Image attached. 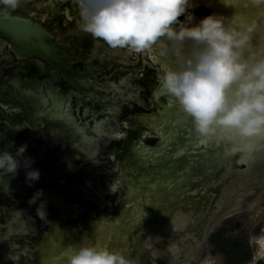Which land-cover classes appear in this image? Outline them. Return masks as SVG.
Segmentation results:
<instances>
[{
    "label": "water",
    "instance_id": "obj_1",
    "mask_svg": "<svg viewBox=\"0 0 264 264\" xmlns=\"http://www.w3.org/2000/svg\"><path fill=\"white\" fill-rule=\"evenodd\" d=\"M32 3L23 4L31 5ZM199 4L200 7L195 10L197 17L213 12L228 17L233 15V10L225 8L219 3V0H199ZM63 7H70L73 10L75 16L71 22L65 21L61 15L56 16L54 19H48L49 17L45 18L44 10L37 11L40 10L39 6L33 7L30 10L20 9L18 7L14 10V13L22 16L31 14V18L34 21H42L51 32L59 33L57 30H60V34H58L60 40H58V35H53L27 18L15 16L5 17L0 15V56L8 54L7 57H10L11 62L20 59L37 62L38 66L34 73L35 76L43 73L46 75L55 73L72 88L64 96L62 95L65 93L64 87L58 85V83L57 85L54 83L55 87L53 85L52 87H59L60 89L59 94L54 95L49 85L44 84L39 89L40 96L36 102L39 110L35 113L38 117L43 115L41 118V126H38L33 131L29 125L25 123L21 124V128L28 131V134L25 136V141L30 143V148L33 146V143L34 145L40 146L47 132L54 128V125L52 126V123L46 119L56 120L57 123H55V126L60 131H69L72 129L75 135L73 138L76 140L79 138V143L75 147L71 146L72 141L69 142L70 134L67 131L60 133L63 135L62 138L58 137L55 133H53V136L50 135L46 141V149H43L44 152L51 149L55 138L57 142H54V144L57 143L58 148L63 147L62 151L65 152L71 146L69 148L71 156H68L69 160L67 164L68 166L72 165L76 159L73 165L74 169L70 171L72 173L78 169L81 164V158L92 160L95 156L98 157V151L104 147L100 148L103 145V138L109 137L111 133L112 125L110 122L115 117V109L106 110V107L112 105L107 104L105 108L97 112L94 109L95 104L91 103L84 107L83 113L79 114L81 106L76 113L74 104L79 101L78 98H82L83 95L91 98L97 96V93L84 80L86 74L91 73L92 70L97 68L95 66H86L85 71L78 72L69 64L72 47L66 46V44L70 43V40L78 41L80 34L76 30H81L77 27V6L73 0H63L60 10ZM56 8L57 5L53 4L52 10L56 11ZM241 11L245 20H254L256 22V29L252 34V43L255 51L264 55V10L245 6L242 7ZM66 13L68 16L69 11H66ZM82 41L81 48L74 47L73 49L71 63L76 66H81L83 62L89 61L91 58L88 52L93 47L94 39L89 34H86ZM97 41L95 52L97 49L101 53L98 56V60H102L105 56L108 59L112 56H117L119 58L118 62L123 63L121 67L123 73L121 70L116 69V73L113 71L112 76L109 78L111 79L112 85L101 82L94 84V87H101L109 92L110 96L115 100V103H118V100H122L121 103H118V106L124 105L127 108L129 104L133 103L137 105L140 101L142 102V107H146L145 101L140 95L141 90L138 89L136 91V89H130L129 77L140 65L141 70H144L146 64L151 65L149 62L151 61L153 64L160 63L162 66L157 67L154 65V68L148 65L150 71L156 72L157 78L158 73H162L164 70L174 66L172 61L170 59L160 58L155 49L135 53L129 52L126 49H111L105 44L99 47L101 41ZM132 59H136L135 62L138 65L130 68L126 67L125 65L128 64V61H132ZM143 60H147L148 63L142 65L141 62ZM120 63L117 65L120 66ZM109 70L102 77L98 78V81H103L105 78L108 79ZM134 77L135 75L130 80H135ZM18 78L21 79V76ZM19 82L20 85L18 87L23 88L24 86H29L28 84L23 85L21 81ZM35 84L36 80L34 79L33 85ZM144 91L143 93H145ZM12 92L17 95L11 97ZM18 93V90L7 85L6 89L0 95L2 100L9 101V106L18 107L16 113L8 115L9 117L7 116L10 122H20L28 116L32 117V112L36 111L35 107L32 108L33 104L19 102ZM21 97L27 100L30 98L27 96ZM102 98L101 96V100ZM164 99L167 106L172 109L167 112L163 110L162 112H165L164 114L162 113L153 117L152 120L155 121L154 126L149 122V125L152 126L151 128L156 129V134L160 133V136H163L162 140L164 142L160 151L163 155L162 158L168 157L169 159L170 156H167V154L171 152V158L174 160H170V163H164V159L161 158V169H159L161 174L158 177L160 179H154V181H152L153 179H144L146 187H149L146 191H141L144 189L143 187H136L135 189L133 188L134 190H131L133 186H136L137 182L131 183L127 179H122L123 182L121 180V182L110 185L109 188L112 191L110 194L115 196L117 189H122L120 184H124L122 190L125 191V195L120 194V198L124 199L120 202L119 210L121 212L118 215L119 217H109L107 224L102 222L100 226L94 225L95 230L89 229L88 233L84 234L81 238L78 236L79 233L74 231V226H71L73 229L70 226L68 228L65 227V231H62L64 233L57 226H52L49 229L52 230V235L56 240L51 239V236L47 238V234L44 233L42 241L38 242V240H34L32 244V248L36 253H29L30 251H27L28 248L25 249L24 252H27V258L22 255L21 251L19 257L8 255L4 248L8 247L9 243L7 241L1 244L0 239V251L4 249L0 254V260L2 262L6 261L7 264H25L23 260L28 261L32 254V257L34 256V259L37 261L47 259L51 260L48 264H66V256L60 258V256L65 255L63 253L64 249L61 251L62 248L69 249L70 245H78L80 243H98L112 250L120 249L130 258L138 259L140 264H157L154 262V259L159 264L161 263L160 257L163 259L161 264H250L254 247L249 246L248 239L251 235L261 234V229L264 228V139H254V142L259 147L256 153H235L231 157L225 158L222 152L218 151V144L209 143L207 146L196 145L195 140L198 136L193 133L190 117L179 109L174 100L167 97H164ZM87 116L91 117V119L86 120L84 123V119ZM89 121L93 123L92 128L88 124ZM32 131L33 135L38 136L37 139H33L34 142L29 137V134L32 135ZM176 132L184 136L185 139L182 140V143L179 141L175 143L171 140ZM7 133L8 130L4 133L3 125H0V146L5 144L8 139L23 140L25 135V132L22 130H19V132H10V134ZM144 134H146L145 131L142 132V135ZM189 135L191 139H189ZM150 137H153V135L147 134L145 140H152L153 138ZM177 137L179 138L180 135H177ZM171 145L173 146L172 149ZM234 146L236 147V142ZM181 148L185 149V154L182 156L175 155ZM43 150L35 148L33 150L35 152L34 155L25 152L24 157L32 158L33 163L31 167L39 170V173L48 172L55 176L61 175L52 166L44 163L49 156L41 155L43 154ZM138 150V153H143V150L147 151L148 149L143 146ZM12 154L14 155L15 152H12ZM66 156L67 154L63 155V158ZM77 156L81 158L77 159ZM159 159L157 156V160ZM60 161L56 157L50 159L52 165L59 164ZM59 165L60 168L65 167L64 164ZM102 168L103 166H99L95 169L102 171ZM99 170L93 171L92 175L88 176L90 178L93 176L96 179L100 174ZM156 170L158 169L152 168L151 172L156 173ZM191 176L192 179H188ZM46 177H48V180L38 179L35 181L36 186L32 183V188L35 192L40 189L39 187L42 188L43 195L40 197V200H43L46 204L47 220L49 222L54 219H49V216H60L64 211L69 212L72 218L76 219L93 204L83 203L82 201H85L86 197L80 201V205H76L78 203L73 204L72 202V204H68L66 197H69L70 191V201L85 194L90 195L92 200L99 197L103 201L102 192L99 191L101 189L87 187L86 189L89 191H86L81 188V185L78 184L79 182L75 183L76 188L71 187L67 192H62L61 190V195L59 188L55 187H59V183L64 184L66 179L60 178L58 180V178L52 179L51 175L43 176V178ZM112 177L113 173L111 171H105L104 175L98 177L99 183L104 187ZM6 178H3L4 181L9 180L17 184L25 180V177L18 171L15 178H10L9 176ZM207 181L209 182V187L213 185L214 196L209 192L210 190H207ZM86 183L88 184L90 182L86 181ZM69 185L73 184L70 183ZM105 198L103 204L98 206L100 211L105 210L106 207H111V198L108 196ZM174 198H179V205L171 206L170 201H173ZM39 202L37 201L36 204L23 206H20L21 202L18 203L14 211H20V217H16L14 213L12 215L9 212V214L5 210L8 215H11L5 216L6 219L4 221L7 227H9V232L1 235L0 238L8 240L14 232L12 226L17 229V232H23L17 236L18 239L28 236L32 238L38 237L41 233L40 225L47 222L41 221L36 217L35 209ZM62 207H67V209H57ZM69 207L70 209H68ZM174 209L176 212L171 215L169 212ZM178 210L180 212H177ZM165 212H168V214ZM158 215L160 216L156 217ZM9 221H12V223L10 224ZM162 221H166L164 222L165 225L160 223ZM169 221H173L172 224ZM156 222L158 223L157 225ZM168 222L169 224L165 227ZM172 226L175 227V232L171 230ZM30 227H32V231L28 234L25 230L30 229ZM80 234H83V232ZM146 240H148L147 244L150 247H146ZM172 242L173 244H171ZM153 243L154 246H151ZM155 243L158 244L155 245ZM154 248L160 250L154 252ZM152 255L156 256L151 259ZM55 257L58 260L53 262L52 259H56ZM261 264H264V262H261Z\"/></svg>",
    "mask_w": 264,
    "mask_h": 264
},
{
    "label": "clouds",
    "instance_id": "obj_2",
    "mask_svg": "<svg viewBox=\"0 0 264 264\" xmlns=\"http://www.w3.org/2000/svg\"><path fill=\"white\" fill-rule=\"evenodd\" d=\"M22 0H0V15L8 16ZM77 27L111 49L140 53L155 49L173 67L157 74L154 101L171 98L192 122L193 133L208 137L220 130L236 142L237 153L259 150L255 138L264 139V55L255 51L252 34L256 22L243 17L242 7L264 10V0H219L233 10L231 17L210 13L197 17L199 0H73ZM19 127L17 128V130ZM26 144L13 155L0 150V189L9 191V180L25 169L29 187L39 179L24 157ZM38 189L27 201L37 204L36 217L47 221L46 204ZM16 217L20 211L14 212ZM173 232L176 231L172 226ZM145 241L146 247H150ZM254 247L250 264L264 262V228L248 239ZM66 264H140L120 249L101 244L70 245Z\"/></svg>",
    "mask_w": 264,
    "mask_h": 264
},
{
    "label": "flooded vegetation",
    "instance_id": "obj_3",
    "mask_svg": "<svg viewBox=\"0 0 264 264\" xmlns=\"http://www.w3.org/2000/svg\"><path fill=\"white\" fill-rule=\"evenodd\" d=\"M62 2H63V0H22L21 4L18 6V8H20V9L24 8V9L30 10L33 7L39 6L40 10H37V9L36 10L37 11L44 10L43 13L45 15L44 14L43 15L45 16V18L49 17L48 19H54L56 16L61 15L65 21L71 22V20L75 16V14L73 13V10L70 9V7L69 8L63 7L62 10H60ZM23 3H32V4L31 5H24ZM53 4L57 5L56 11L52 10ZM66 11H69L68 16H67ZM8 16L27 18L31 22L40 25L41 27H43L45 30L52 33L53 35L60 34V30H57L59 33L51 32L48 29V27L42 23V21H38V22L34 21L31 18V14H27V15L22 16L18 13H14V11H10ZM76 31L80 34V36L78 37L79 42L74 41V40H70L71 44L70 43H68V44L64 43V44H66V46L72 47L71 58L69 59V64L74 69H76L78 72L85 71L86 66H88V67L89 66H95L97 68L95 70H92L91 73L86 74L84 76V80L87 82L89 87L97 93V96L95 98L88 97L87 95H83L82 98H78L75 96L76 98L79 99V101L75 102V104H74L75 111L77 113V110L80 109L79 107L81 106L79 114L83 113L84 107H86L87 104L90 105L91 103L95 104L94 109L97 112H99L101 109L105 108V106L107 104L108 105L112 104V105H110L109 107H106L105 108L106 110L107 109L108 110L115 109V117H114V119H112L113 123H112V120L110 122V124L112 125L111 131H110L111 133H110L109 137L103 138V140H102L103 145L100 148H102L103 146L104 147H103V149H100L98 151V153H99L98 157L95 156L92 160H89V159L85 160L84 158L77 156L76 157L77 159L81 158V160H80L81 164L79 165L76 172L71 173L70 171H71V169H74L73 165H74L76 159L72 165L68 166L67 163H68L69 157L71 156L69 153V148L71 146L75 147L79 143V138H78V140L73 138V137H75V135L73 134L72 129H70L69 131L67 130L70 134L69 142L72 141V145L69 146L65 152L62 151L63 147L58 148V144L57 143H56L57 145L54 144V142H57L56 138L54 139L55 141L53 140L52 148L49 149L48 151L44 152V150L46 149V145H47L46 141L50 135L53 136V133H55L58 135V137L62 138L63 135H61L60 133L67 132L64 130L63 131L58 130L55 126V123H57V121L54 119H46V117H45V119L50 121L52 123V126L54 125L53 126L54 128L47 132V135L42 140V144L40 146H38L36 144L34 145V143H33V146L31 148L29 147L30 143L25 141V136L28 134V131L26 129H22L21 124L25 123V124L29 125L31 130H33V131L35 129H37L38 126H41V124H42L41 118L43 115L41 117H38L35 114L39 110L37 103H36L39 99V96H40L39 89H41L44 84L49 85V87L51 88V91L54 93V95H56V94H59L58 92L60 89H59V87L54 88L55 87L54 83L56 85L58 83V85H62L64 87L65 93L62 95L66 96L72 88H70L55 73L50 74V75H46L43 73L39 76H37V75L35 76L34 73H35L36 68L38 66L37 62L29 61L26 59H22V60L20 59V60H17L15 62H11L10 57H7L8 54L7 55L3 54V56H0V95H1L2 91H4L6 89V86L9 85L11 88L19 91V93H18V99H19L18 101L19 102H21V103L28 102L30 104H33L32 108L35 107L36 111L32 112V117L28 116L20 122H10V120L7 119V116L10 114L16 113V110L18 107L9 106V104H8L9 101L8 100H5V101L2 100V98L0 96V117H2V118H0V125H3L4 133L6 132V130H8L7 134H10V132H19V130H22L25 132L23 140L17 141V139H15V140L8 139L5 144H2L0 146V150H8L10 153H12V152L14 153L16 148L19 147L22 143L27 145V149L25 152L29 153V154L34 155L35 152L33 150L35 148H40L42 150L44 149L43 154H41V155L49 156V158L46 161H44V163L52 166L54 168V170L61 173V175L55 176V175H52L48 172H42V173H40L39 179L48 180V177L43 178V176H45V175H51L52 179H54V178H58V180L60 178H64V180L66 179L64 181V184L59 183V187H55V188H59L60 192H61V190H62V192H67L68 189H70L71 187L76 188V186H75L76 182L77 183L79 182L78 184L81 185V188L86 190V191H89L86 189L87 187H89V188L94 187L97 189H101L99 191L102 192L101 195L103 197V201H101L99 199V197H97V198L95 197L96 199L92 200L90 198V195H87V194L80 195L79 197L74 198L70 201V199H69V197L71 195V191H70V195H68L69 197H66V200L68 199L67 200L68 204L78 203L76 205H80V201L84 197H86V200L82 201L83 203L85 202V203H91V204L93 203V204L81 216L77 217L76 219L72 218V215L66 211H64V213H62L60 216H58V215L49 216L50 217L49 219H53V218L54 219L52 221H50L49 223L44 222L42 225H40V232L41 233L36 238H32L31 236H28V237H24V238L22 237V239H18L17 236L21 235L23 232H20V231L17 232V229L14 228V226H12V229L14 232L9 237V239L7 240L4 238L3 239L0 238L1 244L8 241L9 246L4 248V249H6L7 254L10 256H18L19 257V254H21V252H22V255H24L26 257L27 252L26 253L24 252L26 248H28L27 251H30L29 253L35 252V250L32 248V244H33L34 240H38V242L42 241L43 240L42 236L44 233L47 234V238H50V236H51L52 237L51 239L54 240L55 237L52 235V230L49 229L52 226H57L58 229L61 230V232L64 230L65 227L68 228V226H70V227L74 226V228H75L74 231L78 232L79 233L78 236H79V238H81L84 234L88 233L89 229H94V227H93L94 225L100 226V224L102 222L107 224L109 217L118 218L119 217L118 215H120V212H121L119 210V206L121 205L120 202H122L123 201L122 199H124V198H122V199L120 198V194L125 195V191L122 190L124 187V184L123 183L120 184L122 189L118 188L115 196H112V194H110V192H112L109 188L110 185H112L114 183L121 182L122 179H127L131 183L137 182L136 186H133L131 190H134L136 187H138V188L143 187L144 189H142L141 191H146L147 188H149V187H146L144 179H153L152 181H154V179H160V178H158L161 174V171H159V169H161L160 163L162 162L161 158L163 156L161 154L162 152H160V151H161V147H162L164 141L162 140L163 136H160L161 135L160 133L156 134V129L151 128L152 126L149 125V122H150V124H153V126H154L155 121H153L152 118L155 117L156 115L162 114L163 110H165L167 112V111L171 110L172 108L167 106V103H166L164 97H162L159 101H154L152 99L151 92H152L153 87L157 83L156 72L150 71L148 68V65H150V64H146V63H148V61L143 60L141 62V64L142 65L146 64L145 69L141 70V68H140L141 65H140L136 70H134L132 72V75L129 77V80H128L130 83V89H134V90L136 89V91L138 89L141 90L140 95H141V98H143V100L145 101L146 107H144V108L142 107V105H141L142 102L139 101L140 95L138 98L139 102L137 103V105L131 103V104H129V106L127 108L124 105L118 106L119 105L118 103H121L122 100H118V103H115V100L113 99V97L110 96L109 92L105 91L101 87H98L99 89L97 87H94V84L105 82L109 85H112L111 79H109V78H110V76H112L113 71L115 72L116 69L121 70V72L123 71L121 69L123 63L118 62L119 58H117V56H112L110 59H108L105 56L102 60L101 59L98 60V56L101 55V53L97 49L95 52L96 43L98 42L97 40L93 41V47L88 52L89 57H91L89 61L83 62L81 66H76L73 63H71L74 47L81 48L82 42H83L82 39L86 35V33L82 32V31H79V30H76ZM58 40H60L59 35H58ZM100 43L101 44L99 45V47H102L104 45V43L103 44H102V42H100ZM135 61H136V59H134V60L132 59V61H128V64H126L125 66L130 68L134 65H138ZM117 62L120 63L121 65L118 66ZM149 62L151 63L150 66H152V67H154V65H156L157 67L161 66L160 63L153 64V62H151V61H149ZM107 70H109L108 79L105 78L103 81H98V78L102 77L103 74H105V72H107ZM134 75H135V77H134L135 80L131 81L130 79ZM19 76H21V79L18 78ZM34 79L36 80L35 85H33ZM19 81H21L23 83V85L28 84L29 86L28 87L24 86L23 88L18 87L20 85ZM118 81H119V78H118ZM52 85L54 87H52ZM100 89H102V90H100ZM142 89L145 90L144 91L145 93H143ZM16 95L17 94L12 92L11 97H14ZM21 96H27L30 98L27 100V99H23V97H21ZM101 96L103 97L102 100H101ZM66 101H67V99H66ZM116 116H118V117H116ZM88 119H91V117H89V116L85 117L84 123ZM116 123H118V125H116ZM88 124H89L90 128L93 127L92 122L89 121ZM174 126H176V125H174ZM18 127H19V129L17 130ZM85 128H86V126H85ZM33 131H32V135L29 134V137L32 138V141H33V139L38 138V136L33 135ZM143 131H145L146 134L142 135ZM147 134L153 135V137H150L153 139L152 140L151 139L145 140ZM177 135H180V137L178 138ZM184 139H185L184 136L182 134L177 133V132L171 138V140L175 143H176V141H179L180 143H182V140H184ZM73 141H75V142H73ZM143 146L147 147L148 150L147 151L143 150V153L142 152L138 153V151H139L138 149L143 147ZM172 148H173V146L171 145V149ZM73 153H75V152L73 151ZM65 154H67V156L65 158H63V155H65ZM171 154H172L171 152H169L167 154V156H170L169 159H168V157L162 158V159H164V163H170V160L174 161L173 158H171L172 157ZM157 156H158V159L160 158L159 160H157ZM55 157L59 161L60 160H66V161H60V163H59V164H64L65 165L64 168H62V167L60 168L59 164L52 165L51 164L52 162L50 163V159L55 158ZM155 159H156V163H155ZM91 161H94V162H91ZM99 166H103L102 171L99 169H95L96 167H99ZM152 168L158 169V170H156V173L151 172ZM98 170L100 171V174L97 176L96 179L93 176H91V178L88 176V175H92L93 171H98ZM105 171H107V172L111 171L113 173V177L103 187L101 185V183H99L100 181H99L98 177L100 175H104ZM18 172L19 173L21 172V175L25 177V169L20 168V169H18ZM6 177L7 176H5L4 178H6ZM131 179H133V180L131 181ZM188 179H192V176L189 177ZM7 181L8 180H6L5 182H7ZM86 181L90 182V183H88L89 185L86 183ZM208 181L206 184L207 190H210L209 192L212 193L214 196L215 192L213 191V185H212V187H209ZM51 182H54V181H51ZM68 182H69V184L71 183L73 185H69ZM91 182H93V183H91ZM122 182H123V180H122ZM150 182H151V180H150ZM78 184H76V185H78ZM34 185L36 186L35 183H34ZM39 188H40V190L42 189L41 187H39ZM104 188H106V189H104ZM34 192L35 191L33 190L32 186L29 187L28 185L25 184V180L19 184L12 183L9 181V191L7 193H5L2 189H0V236L5 234L6 232H9V227H7L6 223L4 222L6 219L5 216H11V215H8L9 212L13 215V213L15 212L14 208H15V206H18V203L21 202L20 206L21 205L22 206L27 205L28 204L27 201L30 199V197L33 195ZM62 192H61V195H62ZM107 196L109 198H111V200H110L111 207H106L105 210L100 211L98 206L103 204V202L106 199L105 197H107ZM126 196H128V195H126ZM178 199L174 198L173 201L171 200L170 201L171 206L172 205H176V206L179 205L178 203H180V202L178 201ZM213 202H212V204H213ZM65 208L67 209V207H65ZM65 208L62 207V208H57V209L62 210ZM68 209H70V207ZM5 210H7L8 213H6ZM174 212H176L175 209L173 211H170L169 213L172 215ZM177 212H180V211L178 210ZM165 213L168 214V212H165ZM182 213H184V212H182ZM184 214H186V213H184ZM171 215H170V217H171ZM159 216L160 215H158L156 217H159ZM164 222H166V221H162L160 223L164 224ZM169 222L166 224L165 227H167ZM172 222L173 221H171L170 224H172ZM9 223L11 224L12 221H9ZM157 224L158 223L156 222V225ZM25 231L28 234H30L32 231V227H30V229H27ZM82 232H83V234H80ZM187 232L189 233V231H187ZM62 233H64V232H62ZM157 244L155 243V245H157ZM171 244H173V242ZM151 246H154V243L151 244ZM4 249H2L0 251V254L2 253V251ZM63 249H64L63 253L65 254L66 251L68 250V248L64 247V248H62L61 251H63ZM153 250L155 252V251L160 250V249L154 248ZM61 251H60V253H61ZM57 256H59V255H57ZM64 256L65 255H62V256H60V258L64 257ZM155 256L152 255L151 259H153V257H155ZM57 258L52 259L53 262L57 261L58 260ZM160 259H161V263H162L163 262L162 257H160ZM46 260H44V261H46ZM44 261L43 260H41V261L35 260L34 256L32 257V254L30 255L28 261L23 260V262L25 264H48L51 260H47L46 262H44ZM154 262L158 264V262L155 261V259H154ZM161 263H159V264H161ZM0 264H7V262L6 261L2 262L0 260Z\"/></svg>",
    "mask_w": 264,
    "mask_h": 264
},
{
    "label": "snow or ice",
    "instance_id": "obj_4",
    "mask_svg": "<svg viewBox=\"0 0 264 264\" xmlns=\"http://www.w3.org/2000/svg\"><path fill=\"white\" fill-rule=\"evenodd\" d=\"M189 139H191L190 135ZM209 143L218 144V151L222 152L225 158L231 157L233 154L237 153L236 147L234 146L235 141L227 138L220 130H217L215 135L208 137H198L195 140V144L200 146H207ZM184 154L185 149L181 148L175 155L182 156Z\"/></svg>",
    "mask_w": 264,
    "mask_h": 264
}]
</instances>
